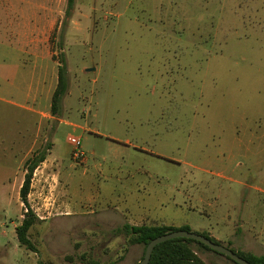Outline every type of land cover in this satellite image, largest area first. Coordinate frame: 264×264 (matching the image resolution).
Wrapping results in <instances>:
<instances>
[{
  "label": "rangeland",
  "instance_id": "1",
  "mask_svg": "<svg viewBox=\"0 0 264 264\" xmlns=\"http://www.w3.org/2000/svg\"><path fill=\"white\" fill-rule=\"evenodd\" d=\"M140 218L264 249V0H0V264H138Z\"/></svg>",
  "mask_w": 264,
  "mask_h": 264
},
{
  "label": "trees",
  "instance_id": "2",
  "mask_svg": "<svg viewBox=\"0 0 264 264\" xmlns=\"http://www.w3.org/2000/svg\"><path fill=\"white\" fill-rule=\"evenodd\" d=\"M75 0H68V8L71 10L74 6ZM64 45L60 44V54L57 59L54 57V60H57L58 65V83L57 87L53 93L51 100V114L54 117L60 116L62 102L64 98L67 96L69 92V71H68V63L65 52H63ZM50 145L47 146V149L41 152L36 157L30 158L26 161V174L24 178L23 185L20 190V197L23 204L26 206L27 212L25 213V217L22 221V224L17 228V236L19 243L22 247H25L29 251L37 252L35 245L30 240V231L35 226L37 222H39V218L32 210L29 204V195L32 189V182L34 179L35 171L37 168L46 161L47 154L46 152L50 150ZM179 230H187L191 231V229L187 226L184 227H173L168 225H142V226H133L129 223L123 224L121 227L117 228L114 233L117 236L123 235L127 239V244L129 246L139 245L144 249L143 258L145 255V251L147 246L154 239L167 235L172 232H176ZM211 241L217 244H221V242L211 238L208 234H201ZM204 249L209 252H213L215 254L224 256L219 254L209 247L204 245L203 243L191 240V239H173L167 242H164L158 245L154 253L152 255V259L150 264H206V262L199 256L196 248ZM227 248L231 249L233 252L237 253L240 257L244 258L251 264H264V256H257L252 253L247 252H236L230 246ZM226 257V256H225ZM232 263H235L230 258L226 257ZM91 264H97L96 262H92Z\"/></svg>",
  "mask_w": 264,
  "mask_h": 264
},
{
  "label": "water",
  "instance_id": "3",
  "mask_svg": "<svg viewBox=\"0 0 264 264\" xmlns=\"http://www.w3.org/2000/svg\"><path fill=\"white\" fill-rule=\"evenodd\" d=\"M87 71L94 72L95 69L91 68V69H88ZM179 238L191 239V240L203 243L204 245L209 247L211 250L230 258L232 261H234L237 264H251L244 258L240 257L237 253L233 252L231 249L221 244L214 243L209 238L203 235L193 233L187 230H179L176 232H172V233L158 237L154 239L153 241H151L150 244L146 248L143 260L138 264H150L154 250L158 245L164 242H167L169 240L179 239Z\"/></svg>",
  "mask_w": 264,
  "mask_h": 264
},
{
  "label": "crops",
  "instance_id": "4",
  "mask_svg": "<svg viewBox=\"0 0 264 264\" xmlns=\"http://www.w3.org/2000/svg\"><path fill=\"white\" fill-rule=\"evenodd\" d=\"M49 145V144H48ZM47 145V146H48ZM46 149H47V147H46ZM51 147H50V150H48V151H51ZM48 160L46 159V161L44 162V163H46ZM43 164V163H42ZM259 191H261V190H259ZM41 193V192H40ZM38 194V193H37ZM37 198H38V196H37ZM149 221V220H148ZM125 223H129V224H131V225H133V226H142V225H156L155 223H152V224H148V222H146V219H143V218H140L139 220L138 219H134V220H127ZM124 223V224H125ZM169 226V225H168ZM170 226H172V225H170ZM173 227H177V226H173ZM181 227H184V226H181ZM188 227V226H187ZM208 235L211 237V238H213V239H215V240H217V241H221V243H222V245L223 246H225V247H227V246H230L232 249H238L239 251H244V252H249V253H252V254H254V252H252V251H248V248H251L250 246H249V244H246V243H242L239 239H236L235 237H229V236H227V237H225L223 234H218L217 236L213 233V232H209L208 233ZM263 235L262 234H260V236H256V239L258 240V241H260V240H262V241H264L263 240ZM224 239V240H223ZM246 247H248V248H246ZM262 247L264 248V243L262 244ZM260 253V255L259 256H264V249L261 251V252H259ZM213 254V253H212ZM208 255V257L209 258H212V259H214V261H216V262H218V263H224V260L223 259H220V257H216L215 255H209V254H207ZM254 255H256V254H254ZM257 255V256H258ZM215 256V257H214ZM205 261V260H204ZM207 264V263H206Z\"/></svg>",
  "mask_w": 264,
  "mask_h": 264
},
{
  "label": "built area",
  "instance_id": "5",
  "mask_svg": "<svg viewBox=\"0 0 264 264\" xmlns=\"http://www.w3.org/2000/svg\"><path fill=\"white\" fill-rule=\"evenodd\" d=\"M68 142L73 145L75 148H76V153H75V158H79V157H83V154H79L78 151L80 150L81 148V138L80 137H74V136H70L68 137ZM34 180V179H33Z\"/></svg>",
  "mask_w": 264,
  "mask_h": 264
}]
</instances>
